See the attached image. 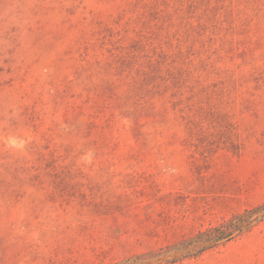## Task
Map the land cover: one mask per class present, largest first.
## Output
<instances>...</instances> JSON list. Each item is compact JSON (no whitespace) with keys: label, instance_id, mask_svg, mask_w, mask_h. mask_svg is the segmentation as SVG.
Wrapping results in <instances>:
<instances>
[{"label":"rangeland","instance_id":"1","mask_svg":"<svg viewBox=\"0 0 264 264\" xmlns=\"http://www.w3.org/2000/svg\"><path fill=\"white\" fill-rule=\"evenodd\" d=\"M264 0H0V264H264Z\"/></svg>","mask_w":264,"mask_h":264},{"label":"trees","instance_id":"2","mask_svg":"<svg viewBox=\"0 0 264 264\" xmlns=\"http://www.w3.org/2000/svg\"><path fill=\"white\" fill-rule=\"evenodd\" d=\"M264 220V203L233 214L217 226L200 231L187 242V255L203 252L243 234Z\"/></svg>","mask_w":264,"mask_h":264}]
</instances>
